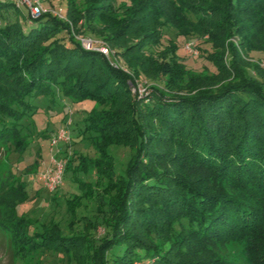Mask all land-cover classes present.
Masks as SVG:
<instances>
[{
    "label": "trees",
    "instance_id": "obj_1",
    "mask_svg": "<svg viewBox=\"0 0 264 264\" xmlns=\"http://www.w3.org/2000/svg\"><path fill=\"white\" fill-rule=\"evenodd\" d=\"M62 1L73 28L0 0V140L23 158L47 138L36 102L60 98L81 106L80 136L98 156L64 166L80 191L66 200L67 235L18 212L29 195L9 169L0 243L22 261L46 254L67 264H234L233 244L246 264H264V67L244 60L264 53V0ZM167 28L206 35L210 48L199 50L212 71L187 68ZM72 29L101 38L135 78L161 77L163 87L147 105L134 101L133 77L85 52ZM83 200L93 216H77ZM99 227L103 236H91Z\"/></svg>",
    "mask_w": 264,
    "mask_h": 264
},
{
    "label": "rangeland",
    "instance_id": "obj_2",
    "mask_svg": "<svg viewBox=\"0 0 264 264\" xmlns=\"http://www.w3.org/2000/svg\"><path fill=\"white\" fill-rule=\"evenodd\" d=\"M39 2L44 11L42 14H51L52 16L57 17V19L68 23L70 27L72 26L69 20L63 17L66 8L62 0H39ZM25 10L26 9L22 6L21 11ZM4 24V21H0V27L4 26ZM71 33L74 39L80 43L81 48L85 50V52H95L102 55L112 68L127 74L128 78L133 77V83L132 81H128V86L130 96L134 101L142 103L143 106L147 105L152 101L151 97L154 93L153 87H163V79L161 77L151 79L144 75L140 76L139 79L135 78L126 63L118 57L117 53H115L116 50H113L101 38L87 31L77 34L72 29ZM166 33V36L177 46V57L181 58L182 62L187 65V68H193L196 72H201L205 68L212 71L213 67L204 57H202V51L199 50L200 48H210V45L206 43V35H203V37L190 36L184 38L177 35L176 30L173 28H167ZM60 37L67 39L68 35L62 33ZM231 40L239 46L237 37L232 38ZM169 41L170 40L167 38L164 39L162 41L163 46L167 45ZM99 42L100 44L103 43L105 45L107 55L102 54L101 51L99 52V50H97ZM86 44H91V48L85 49ZM238 48H240V46ZM228 60L229 56L225 54V62ZM244 60L249 63L257 64L260 67H264V53L252 52L250 56H247ZM36 104L40 108V113L35 116V126L37 127V130H46L47 138L34 140L33 143L35 146L29 149L21 159H17L16 154L11 151V147L7 145L6 141L0 140V212H2V208L5 204L1 203L6 197V195H4L5 190L9 188L11 182L9 172V169H11V173L25 184L26 192L29 195L28 201L17 206L18 212L23 213L29 219L34 220L35 228L38 230L41 229V225L50 223L51 221L52 223L58 224L63 233L67 235L71 230L69 227L71 217L67 209H65L67 207L66 200L70 195H73L74 197L77 195L79 196L80 191L78 189L77 181L75 182L73 180V173L70 171L64 175V166H66V162L69 158L75 159V155H83L91 159L96 158L98 155L88 140H85L80 136L77 123L80 122L84 116V113L81 111V106L74 105L73 107L71 104L63 106V101L62 99L60 100V98L54 105H51L50 102L42 99H39ZM26 124L28 125L29 121H27ZM64 131L67 132V141H62L63 139L59 141L60 139L58 140V136L60 135L61 138V134ZM113 153H115L117 160L122 156L120 158V163L124 162L123 155L125 152L121 154L119 150L115 149L113 150ZM53 161L58 162V166L56 165L57 167L63 165V173L61 181H58V183L54 182L53 184L50 181L49 187L46 186L45 181L42 178L47 175L51 168H53ZM74 163H77L76 159ZM119 165L121 166V164ZM77 178H79V181H82L83 179L79 175ZM86 179L87 181H92L93 177L87 176ZM82 204L84 206L83 208L79 207L76 209L77 216L91 217L95 214V206L92 201L83 200ZM73 229L77 234L84 233L82 223H74ZM103 234L104 231L101 227L96 229V231H90V235L97 238L103 236ZM241 250V247L237 245L232 244L228 246L227 253L233 258L234 264H246ZM0 264H67V262L63 257L46 254L35 256L29 261H22L10 256L6 247L0 243ZM135 264L137 263L135 262Z\"/></svg>",
    "mask_w": 264,
    "mask_h": 264
},
{
    "label": "built area",
    "instance_id": "obj_3",
    "mask_svg": "<svg viewBox=\"0 0 264 264\" xmlns=\"http://www.w3.org/2000/svg\"><path fill=\"white\" fill-rule=\"evenodd\" d=\"M13 1H15L16 7L26 6L28 8L29 12H30V16H31L32 19L39 18L42 15V13L44 12L39 0H13ZM86 48L90 49L91 48V44H86L85 45V49ZM97 50H99V52L101 51L102 54L107 55V49H106V47H105V45L103 43L100 44V42H99ZM66 134H67V132L64 131L61 134V138H60V135L58 136V140L60 139L59 141H61V139H63L62 141H67ZM57 163L58 162L53 161V163H52L53 168H51L48 171L47 175H45L42 178L45 181L46 186H49V182L50 181H51L52 184L54 182L58 183V181H61V177H62V173H63V167H62L63 165H59V167H57L58 166Z\"/></svg>",
    "mask_w": 264,
    "mask_h": 264
}]
</instances>
